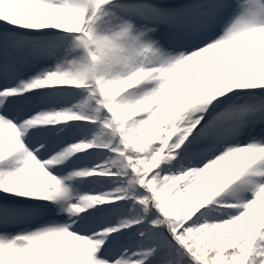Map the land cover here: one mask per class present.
<instances>
[{
    "label": "snow or ice",
    "instance_id": "snow-or-ice-1",
    "mask_svg": "<svg viewBox=\"0 0 264 264\" xmlns=\"http://www.w3.org/2000/svg\"><path fill=\"white\" fill-rule=\"evenodd\" d=\"M0 264H264V0H0Z\"/></svg>",
    "mask_w": 264,
    "mask_h": 264
}]
</instances>
